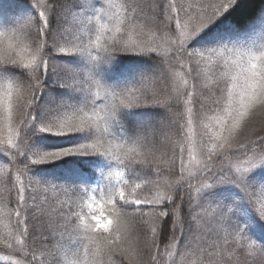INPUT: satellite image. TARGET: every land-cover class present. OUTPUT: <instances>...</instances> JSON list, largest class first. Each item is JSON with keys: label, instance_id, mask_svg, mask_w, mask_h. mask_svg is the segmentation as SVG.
<instances>
[{"label": "snow or ice", "instance_id": "1", "mask_svg": "<svg viewBox=\"0 0 264 264\" xmlns=\"http://www.w3.org/2000/svg\"><path fill=\"white\" fill-rule=\"evenodd\" d=\"M236 2L197 0L195 4L185 6L177 0H167L166 3L164 0H125L116 5L112 0H105L106 6L99 8L94 2L91 14L84 16L82 25L74 34L60 30L54 39L50 14L57 11L63 15L70 7V0H36L34 6L40 9L38 18H30L26 25H21V31L25 27H34V32L29 30L27 34L7 35L0 31V70L7 66L14 70L0 77V146L8 157L6 163L10 172L16 170L19 182L13 187L16 193L15 227L21 236L30 238V229H35L37 224L54 235L60 222L64 221L66 230L71 226L87 241L83 245V254L93 257L90 264H105L104 257L111 264H123V261L114 260L117 254L128 264H164L160 244L165 240L169 241L165 248L182 243L185 248H190L191 243L186 242L183 235L178 236L174 225L169 224L177 212L178 206L173 205L182 184L173 187L159 178L165 171H174L179 154L181 181L184 179L183 157L188 149L175 141V135L181 134L185 127L181 123L183 113H179V119L177 114L181 105L193 103L197 93L196 103L200 112H217L214 117L216 123L229 134H221L217 138L220 143L207 151L206 161L198 175L202 181L211 183H202L201 187L237 185L250 202L258 204L256 211L264 219V185H261L259 194L254 189L250 191L253 186L247 176L250 169L264 163V147L258 154L242 159L235 171L217 170L210 166L213 156L218 154L217 147L221 150L232 148V131L253 110L264 109V41L258 44L232 41L206 47L190 46L198 33ZM149 27L157 31L163 29L167 36L158 42L156 32L145 30ZM162 44L165 51L160 50ZM53 53L78 54L86 57L90 64L85 69L64 66L68 71L59 77V86L74 89L81 93V97L77 102L61 101L57 112L47 119H40L35 111L36 103L45 88L49 71H56L59 66L53 59ZM118 53H154L159 58L160 68L143 77L138 84L118 86L105 83L95 69L101 61L108 62ZM202 81L208 83L201 86ZM150 84L156 85L158 90L151 91ZM147 105L163 108L169 119L147 129H125L121 113ZM194 115L198 117V114ZM186 124L191 129L192 115ZM117 129L122 135L117 134ZM37 132L80 134L83 140L60 149L35 150L30 141ZM201 151L204 154L205 149ZM73 154L100 155L113 162V167L106 172L104 187L97 186L91 192L99 189L114 214L105 216L93 212L96 196L84 186L73 187L75 192L83 193L79 212L72 205L66 210L63 207L46 209L47 199L40 200L35 194L30 195L33 203L28 204L26 193L30 188L25 187L19 169L28 175L30 187H43L48 182L31 175L32 166ZM165 158L170 165L167 170L162 168ZM154 176L157 179H153ZM51 187L58 185L52 184ZM203 202L201 196L196 207H203ZM85 207L88 212L84 211ZM217 208L218 216L226 218L233 206L221 210L217 204ZM133 230L144 237L143 241L136 240L135 247L130 239ZM0 243L8 249L14 248L13 243L2 237ZM17 243L23 244L24 241L18 240ZM50 244L51 239L41 234L39 240L33 242L31 250L24 253V264H58L55 254L48 250ZM227 244L228 241L224 240V245ZM219 247L221 245L217 241L209 245L213 250L211 253L203 249L198 251L209 257L207 264H222V259H213L220 256L216 251ZM37 249H43L39 256ZM72 255L79 257L78 252ZM177 255L182 256L183 253L177 251ZM16 264H21V261L17 260ZM67 264L82 262L77 258Z\"/></svg>", "mask_w": 264, "mask_h": 264}, {"label": "rangeland", "instance_id": "2", "mask_svg": "<svg viewBox=\"0 0 264 264\" xmlns=\"http://www.w3.org/2000/svg\"><path fill=\"white\" fill-rule=\"evenodd\" d=\"M0 1L6 2L7 0ZM34 2H36V0ZM94 2L96 8H99L102 5L106 6L105 0H70V7L63 15L55 11L53 20L54 23H56L53 30V38H56L60 30L74 34L82 25L84 16L86 14H91ZM112 2L116 5H120L124 3L125 0H112ZM164 2L166 3L167 0H164ZM196 2L197 0H177V3H183L185 6H187L188 3L195 4ZM6 3V5H12L14 0H8ZM37 15V13H32L29 10L24 11L14 20H9L10 22L5 21L0 26V31L5 32L7 35H13V33H15V35L27 34L29 30L34 32V27H25L23 31H21V25H26V21L28 19L37 18ZM145 30L156 32L155 38L158 42L162 41L167 36V33L163 29L157 31L149 27ZM199 35L200 33L192 39L190 46L206 47L232 41H243L246 43L258 44L261 41H264V13L263 16L260 17L258 26L245 33L232 30L223 31L215 36H207L208 38H205L202 42L199 39ZM160 50L165 51V46L163 44L161 45ZM130 54L140 53H118L115 54L114 58L108 62L101 61L95 69L99 78L101 79V77H103V73L111 70L110 68L117 65L119 63L118 61ZM52 55L54 61H56L59 66L56 71H49V74L52 77L51 81L53 82V88H48V92L40 102V106L42 108H46L42 110V116H39L40 119H47L49 116L57 112L59 110L58 105L61 101L77 102L81 97V93L75 91L74 89L62 88L59 86V77L66 75L68 71L64 66L68 65L75 69H85L89 67L90 64L86 57H82L78 54L62 55L53 53ZM159 68L160 66H157L152 73L157 71ZM7 70H12L13 72L11 66L5 67L0 70V72H6ZM177 73H179V69H177ZM8 74L0 73V77ZM104 76L111 77V74L108 73ZM178 79L179 76H177V80ZM139 82L140 77L136 78L134 76L133 80L130 79L127 85L138 84ZM204 83H208V81H202L201 86H203ZM189 84H192L191 80H189ZM53 95H56V100L53 98ZM198 95V93L194 95L193 103L185 104V116L188 119L190 115H192L193 124L191 129H189L187 124H185L183 129L184 132L181 134L180 143L186 145L188 149V151H185L183 157L185 164L184 185L186 188L183 197L185 198L186 203H189V200H191L192 205H197L201 202L202 196V199H204L203 207H197L198 210L194 212L192 219L195 226L192 224L194 227H192L190 231H185L184 233L185 241L190 242L191 247L185 248L183 243L181 245L172 244L171 247H168L165 250H160V255L163 256L164 264H173V262H175V264H201V262L207 264L209 257L203 255L201 251H198V249H203L204 251L211 253L213 250L209 248V245L218 241L221 247L216 249V251L220 253V256L213 257V259H222V264H264V219H262L256 211L258 204H256L255 201L250 202L243 190L235 184L215 185L209 189L201 187L202 183H211V181H202L198 175L199 169L202 168L203 163L206 161L207 151L212 150L214 145L220 143L217 138L221 134L225 136H228L229 134L224 132L220 125L216 123L214 117L217 115V112H200L199 104L196 103V96ZM49 97H52L55 100V103L54 100L52 101L54 104L48 103ZM140 107H143L139 108V113L141 115L148 114V109L150 110V113H155L154 111L157 109L156 106L153 108V105ZM213 108H215L214 105ZM189 109L192 110V113L189 112ZM194 114H198V117ZM208 137L210 139H208ZM80 142H73L69 146ZM230 143L232 145L231 149L221 150L218 147L216 148V152L218 154L213 156L210 166L214 168L218 167V169H232L235 171L236 166L242 159H246L247 156L259 153V149L264 147V109L257 108L253 110L249 116L241 122L239 127L232 131ZM239 145H244V147L241 148ZM202 148L205 149L204 154H202ZM53 149L55 148H50L46 145H38L35 147V150ZM74 155L80 154H73V156ZM159 155L160 154L157 153V156ZM85 156H94L93 158L99 157V159H102L103 157L100 155ZM163 164H168L167 158H165V163ZM103 165L107 166V168H104L101 165L91 166L90 179L88 181L89 185L82 186L88 187L89 193L96 196V203L92 208V211L97 215L103 214L106 216L110 213L114 214L112 207L106 203V198L101 196L99 189L95 193L91 192V189L97 188V186H100V188L104 187L106 172L113 167V162H103ZM169 166L170 165L163 169L167 170ZM172 174H174L173 171H165L164 175L159 179L167 181L168 184L172 185ZM247 176L249 182L253 186L250 191L254 189L257 194H259L261 185H264V163L250 169ZM152 178L157 179L155 176ZM49 185L50 183H47V185L40 188H35L34 186V191L40 190L41 192L39 193L42 196V193L47 190L46 186ZM0 190V237L7 240L9 243H13L14 245L13 249H8L4 243H0V255H4L0 256V264H16L17 260H20L21 264H24V253L31 250L33 242L38 241L41 234L45 236V233L43 232L44 229L42 231L38 224L35 229H30V238H27V243V239L20 235L19 230L15 227V223L12 221V218L15 216V212L12 211L7 204L8 196H2V186H0ZM81 195H83L82 192H76L73 199L75 202V204L73 203L74 210L76 212L81 210L78 206L81 203ZM12 197H14V195H12ZM41 199L43 200L44 197ZM84 199L87 200V196H85ZM217 204L221 206V210H225L228 206H233L231 213H229L226 218L219 217ZM177 206L179 207V205ZM147 210L148 209H145V211ZM84 211L88 212L89 209L85 207ZM150 225L151 221H149V226ZM241 228L243 231H240ZM77 238L78 240H75V242L72 243V245L75 246L74 249H67L66 251L62 250L61 254H57L58 264H67L69 260L77 258L81 260L82 264H90L93 260L91 255L85 257L83 254V245L87 243V241H85L80 235H76V239ZM138 238L141 241L144 239V237L140 235L137 230H133L130 239L134 247ZM18 240H22L24 243L19 244L17 243ZM224 240L228 241L227 245H224ZM77 241H79L78 244L76 243ZM41 251H43V249H37L36 254L39 256ZM177 251L182 252L183 255L178 256ZM73 252H78L79 257L73 256ZM145 259H147V257H145ZM104 260L105 264H111L107 257H104ZM114 260L117 262L123 261V264H128V262L118 254L114 257Z\"/></svg>", "mask_w": 264, "mask_h": 264}, {"label": "trees", "instance_id": "3", "mask_svg": "<svg viewBox=\"0 0 264 264\" xmlns=\"http://www.w3.org/2000/svg\"><path fill=\"white\" fill-rule=\"evenodd\" d=\"M34 1L35 0H14V3H12V5H6L10 3L0 1V26L5 21L10 22L9 20H14L18 15L27 10L39 15V9L34 6L36 3ZM54 12L50 14L52 37L56 23H54L53 20ZM263 13L264 0H237L235 5L229 8L221 16L217 17L212 23H210L205 29L200 32L199 39L202 42L205 38L207 39L212 35L215 36L216 34L222 33L223 31L232 30L242 33L250 31L254 27L258 26L260 17L263 16ZM118 62L117 65L110 68L111 70L103 73V77H101V80L103 82L118 86H125L128 84L130 79L133 80L134 76L136 78L140 77L141 81L143 77L152 74L156 67L160 66L159 58L154 53L130 54L128 56H125ZM0 73L8 74L12 73V70H7L6 72ZM108 73L111 74V77L104 76ZM51 79V75L48 74L44 82L45 88L36 103L35 111L38 117L42 116V110L46 109L40 106V102L48 92V88H53V82L51 81ZM155 86L156 85L154 84L148 85L149 89L153 92H156L158 90L156 88L157 86ZM53 98L56 100V95H53ZM53 98L49 97V104L55 103V100ZM53 100L54 103L52 102ZM156 107L157 109L156 111H154L155 113H150V110L148 109L149 113L143 115L139 113V108L143 107H135L132 109L124 110L121 113V120L123 121L125 129L132 130L137 127L147 129L157 126L164 121H167L169 119L167 112L159 106ZM179 113H183L184 115V120H182L181 123L186 124L187 118L185 116V104L179 107L177 119H179ZM183 132L184 131H182V133ZM117 134L122 135L119 129H117ZM181 134L175 135V141L178 144L181 142ZM82 139L83 136L80 134L53 135L50 133L37 132L32 136L30 144L33 149H35V147L38 145H46L50 148L60 149L69 146L73 142H80ZM208 139L210 138L208 137ZM93 157L94 156H85L81 154L74 156L69 155L58 160L32 166L31 175L43 182L50 183L49 186H46L47 190L42 193V196L39 193L41 192L40 190H32L34 186L35 188H40L41 186L33 185L30 187L29 182H27L29 181L28 175L24 173L22 168H20L19 172L21 180L23 181L26 188H30L29 193H26V195L29 196L28 204L33 203L30 199V195L35 194L39 197L40 200H42V197H44V199H47L48 203L45 205L46 209L49 207H51L52 209H59L63 207L66 210L69 205H72L74 208L73 199L76 192L73 190V186L80 187L82 185H89L88 181L90 179V167L93 165H101L102 167L107 168V166L103 165V162L107 163L111 161L106 157H102V159H99V157ZM7 159L8 157L5 155L2 146H0V186H2V196H8L7 204L10 209L15 212L16 193L13 185L18 186L19 182L16 180V170H12L10 172V166L6 163ZM168 165L169 164H162V168H165ZM216 169L219 170L218 167H216ZM173 173V176L171 175L173 178L172 186L176 187L178 183L182 184V186L179 188V195L175 196V204L173 205V207H177V205H179V207L177 208L176 215L169 221V224L174 225L176 234L178 236H184L185 231H190L192 227L195 226V223L192 219L194 212L198 209L196 205L186 203V200L183 197L186 188L184 185L185 180L183 179L181 181L180 177L179 154H177L176 156L175 169ZM52 184H57L58 187L53 188L51 187ZM169 194L173 193L170 192ZM12 195H14V197H12ZM181 197H183V200L181 199ZM193 209H195V211H193ZM53 218H55L54 212ZM12 221L13 223H15V216L14 218H12ZM30 223L33 222L30 221ZM192 224H194V226ZM41 230L43 231V228H41ZM43 232L45 233L46 237H49L51 239L49 252L55 254L56 257L58 253H62V250L66 251L67 249H74L75 246H73L72 243H74L75 240H78V238L76 239L77 234L72 230L71 226H68L66 230L64 221L60 222L59 226L55 230L54 235H50V233L46 229H44ZM76 243L78 244L79 241H77ZM168 243L169 241L166 240L161 241L160 250L167 249L165 248V245ZM0 256L4 255L1 254Z\"/></svg>", "mask_w": 264, "mask_h": 264}]
</instances>
